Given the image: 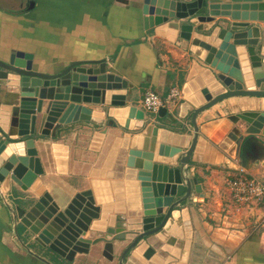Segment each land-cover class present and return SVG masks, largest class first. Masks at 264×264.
Segmentation results:
<instances>
[{
	"label": "crops",
	"instance_id": "0c3cea01",
	"mask_svg": "<svg viewBox=\"0 0 264 264\" xmlns=\"http://www.w3.org/2000/svg\"><path fill=\"white\" fill-rule=\"evenodd\" d=\"M144 8L143 0H0L2 60L15 50L29 52L34 69L48 73L74 61L106 62L107 73L128 83L106 88L101 103H83L92 110L90 121L63 124L55 136L36 137L43 172L27 188L12 180L0 188V264H48L20 245L32 234L35 240L61 232L71 222L66 210L77 217L82 204L100 209V218H93L84 235L94 239L114 227L117 218L127 224L141 216V186H151L164 198L160 211L184 195L181 153L166 155L165 148L186 151L194 137L193 110L206 103L208 94L224 89L217 77L219 65L224 69L230 59L222 61L225 47L249 45L260 37L264 21L233 38L226 26L207 32L218 17L212 22L194 19L192 37L185 40L181 20L157 24L155 14ZM246 56L238 54L240 61ZM9 87L0 78L3 108L13 101ZM173 87H179L180 97L162 106L163 116L145 110L148 90L166 99ZM131 107L136 108L132 116ZM261 112L264 97L233 96L200 115L189 169L202 193L193 192L175 207L166 228L142 240L124 264H264V197L237 203L229 187L241 167L264 179V136H259L262 155L250 158L245 167L237 139V129H245L243 117L254 119ZM152 164L146 178L145 169ZM134 236L114 240L111 258L103 254L104 242L90 247L72 243L67 256L34 247L55 264H118ZM148 248L153 249L150 257Z\"/></svg>",
	"mask_w": 264,
	"mask_h": 264
},
{
	"label": "water",
	"instance_id": "95a60500",
	"mask_svg": "<svg viewBox=\"0 0 264 264\" xmlns=\"http://www.w3.org/2000/svg\"><path fill=\"white\" fill-rule=\"evenodd\" d=\"M143 2L144 10L155 14L157 24L170 18L181 20L180 36L185 40L192 37L195 29L194 19L212 22L218 17L207 32L213 33L217 27L226 26V30L231 32L233 38H237L238 33L256 26L253 22L264 21V0H143ZM259 35L260 37L249 45L239 44L242 47L238 49V44L228 42L222 61L230 59L224 69L223 64L219 65L221 73L217 77L224 88L223 91L208 94L206 103L193 110L191 123L194 137L186 151L175 146L167 145L165 148L166 155L174 156L181 153L179 170L184 182V195L181 198L168 203L165 211H160L158 207H163L164 198L155 195L151 186H141L143 202L141 216L128 219L127 224L124 219L117 218L114 227H107L102 235L94 239L84 235L92 226V221L100 218V209L90 203H86L85 206L82 204L80 208L82 212L77 217L66 210L71 222L61 232H57L56 235L50 233L48 238L43 235L42 238L35 237L33 240L35 245H40L50 253L67 256L65 252L72 243L75 246L90 247L92 244L104 242L103 254L111 258L114 240L135 234L131 243L121 253L118 264H124L127 254L142 240L166 228L175 207L183 201H188L193 192L202 193L201 185L196 177L190 175L189 169L199 137L200 115L214 104L233 96L264 97V30L259 31ZM238 54L247 56L240 61ZM33 57L32 53L15 50L11 52L7 61L0 58V78L5 84H9L7 96L13 100L12 103L5 104L4 108L0 101V188L6 189V184L10 185V180L27 188L43 172L35 146L38 135L55 136L63 124L80 120L90 121L92 110L83 103H101L106 88L128 86L126 81H121L120 76L107 73L106 62L95 65L94 62L74 61L59 71L48 73L34 69ZM135 112L136 108L131 107L130 116ZM165 112L166 108L159 109L161 116ZM137 117L143 119L139 112ZM249 118L243 117L246 121L244 131L237 129L243 167L250 158L257 159L263 152V143L259 136H264V112L258 113L254 119ZM231 119L238 121V118ZM15 144H18L17 148L14 147ZM153 169V164L145 169V172H149L145 173L146 178H150ZM27 230L29 234L32 233L29 228ZM23 244L37 259L55 264L43 253L30 248L25 241ZM152 252L153 249L148 248L145 255L150 257Z\"/></svg>",
	"mask_w": 264,
	"mask_h": 264
},
{
	"label": "built area",
	"instance_id": "2783aa9c",
	"mask_svg": "<svg viewBox=\"0 0 264 264\" xmlns=\"http://www.w3.org/2000/svg\"><path fill=\"white\" fill-rule=\"evenodd\" d=\"M179 97V87H173L170 95L166 99L160 97L155 91L148 90L143 98V106L149 113H157L162 106L168 103H174ZM229 187L237 203H245L264 197V179L260 180L248 174L245 168L242 167L239 174L235 175L229 181Z\"/></svg>",
	"mask_w": 264,
	"mask_h": 264
},
{
	"label": "rangeland",
	"instance_id": "374dc122",
	"mask_svg": "<svg viewBox=\"0 0 264 264\" xmlns=\"http://www.w3.org/2000/svg\"><path fill=\"white\" fill-rule=\"evenodd\" d=\"M33 235V234H32ZM31 235V237H28V238H25V241H28L29 243H28V246H30L31 248H33V249H37L36 247H34V245H35V243L33 242V239H32V236ZM20 244H21V242H20ZM21 247H22V249H24V250H26L27 251V249L25 248V246H23L22 244L20 245ZM40 249H38L37 251H39ZM20 251H23V250H21L20 249ZM24 252V251H23ZM24 255H20V257H21V259H22V257H23ZM33 258V257H32ZM35 258V260L36 261H38L39 259H37L36 257H34ZM33 258V259H34ZM49 258V257H48Z\"/></svg>",
	"mask_w": 264,
	"mask_h": 264
},
{
	"label": "bare ground",
	"instance_id": "6f19581e",
	"mask_svg": "<svg viewBox=\"0 0 264 264\" xmlns=\"http://www.w3.org/2000/svg\"><path fill=\"white\" fill-rule=\"evenodd\" d=\"M18 144H15L14 147L17 148Z\"/></svg>",
	"mask_w": 264,
	"mask_h": 264
},
{
	"label": "trees",
	"instance_id": "16d2710c",
	"mask_svg": "<svg viewBox=\"0 0 264 264\" xmlns=\"http://www.w3.org/2000/svg\"><path fill=\"white\" fill-rule=\"evenodd\" d=\"M25 238H27V237H25ZM34 246H36V245H34Z\"/></svg>",
	"mask_w": 264,
	"mask_h": 264
}]
</instances>
